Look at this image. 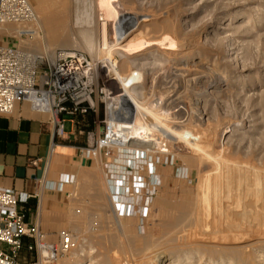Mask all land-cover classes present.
<instances>
[{"label": "bare ground", "instance_id": "obj_1", "mask_svg": "<svg viewBox=\"0 0 264 264\" xmlns=\"http://www.w3.org/2000/svg\"><path fill=\"white\" fill-rule=\"evenodd\" d=\"M102 3L40 0L36 12L38 25L42 28L41 24H45L53 40L61 33L78 30L81 47L100 59L102 75L121 90L120 101L116 103L113 99L116 88L113 85L107 89L109 121L117 123L110 138L118 149V158L106 174L107 180L115 177L108 184V203L110 217L120 233V238H113L111 244L142 257L144 264H264V0H102ZM54 5L58 7L55 11ZM105 6L118 13L119 22L114 27L116 45L110 43L111 19L105 16ZM128 7L142 14H132ZM149 28L152 30L148 31ZM142 31L146 34L142 35ZM141 35L143 42L133 46ZM89 61L99 81L97 70ZM195 61L192 68L199 69L196 74L191 67L186 70L191 72L180 69L182 62ZM200 68L210 74L222 70L226 80L220 86H209L208 98H200L204 123L194 127L191 141L184 134L173 132L163 117L146 111L145 91L147 85L155 83L159 72L168 69L180 72L185 79L194 74V79L188 81L202 83L208 74ZM157 85L160 90L166 86L164 81ZM220 129L223 130L219 135ZM164 138L170 139L171 145L184 142L190 146L189 165L201 166L204 171L198 177L200 199L174 211L168 209L165 192L157 194L169 179L167 170L160 172L157 157L160 155L164 163L174 153L171 146L160 142ZM132 152L134 158L127 159ZM175 159L176 156L174 166ZM97 163L100 169L105 168L102 158L98 157ZM150 169L155 173L151 174ZM128 171L132 180L128 179ZM143 172L148 173V190L155 191V198L142 200V195L136 196L131 190L134 184L145 182L138 181ZM156 182L159 187L155 188ZM120 183H126L124 190ZM128 201L134 202L130 209ZM156 207L159 220L152 224L161 229L163 235L159 238L149 226ZM146 212L144 235L140 234V222ZM130 223L136 224L131 228ZM120 239L126 242L121 244ZM80 242L78 252L71 253V264H101L95 258L97 251L91 240L82 238Z\"/></svg>", "mask_w": 264, "mask_h": 264}, {"label": "built area", "instance_id": "obj_2", "mask_svg": "<svg viewBox=\"0 0 264 264\" xmlns=\"http://www.w3.org/2000/svg\"><path fill=\"white\" fill-rule=\"evenodd\" d=\"M99 101L106 106L104 127L98 133L87 132V145L82 149L85 159L93 161L114 155L117 147L110 136L117 123L109 121V98L104 87L100 88L89 58L78 50L51 49L29 0H0V116H10L17 104L27 103L33 113L51 117L54 134L61 139L65 136L64 116L98 114ZM74 124L81 126L77 121ZM65 182L73 184L74 178ZM28 200L0 188V264H56L77 251L79 242L73 234L62 232L58 242L51 243L38 224L26 221L20 205Z\"/></svg>", "mask_w": 264, "mask_h": 264}, {"label": "rangeland", "instance_id": "obj_3", "mask_svg": "<svg viewBox=\"0 0 264 264\" xmlns=\"http://www.w3.org/2000/svg\"><path fill=\"white\" fill-rule=\"evenodd\" d=\"M29 1L32 4V6L36 12V9L38 7V1H40V0H29ZM100 2H101V4H103L102 0H100ZM55 8H58V7H56V5H54L53 11L56 10ZM106 8H108V7H106ZM106 8H105V11H106L105 16L107 18H109V20L111 19L110 20L111 21L110 27L108 29L110 43H111V45H116L117 44V36H116V32H115L116 28H114V27H115V23L117 24V22H119L118 13L111 11L109 8L106 10ZM133 8L128 7L127 9L133 10ZM132 10H129L132 14H135V13H136V15L142 14L136 8L133 10L134 12ZM36 14H37V12H36ZM38 16H39V14H38ZM41 25H42L41 29L43 31L46 42L51 49H62V50H66V51L78 50V51L86 54L89 57V59L92 61V65L95 68V70H97V73H98L99 78H100V80H99L100 88L104 87L105 92L108 96L107 89L111 88L114 85V88H116L115 89L116 91L113 90L114 91V95H113L114 98L113 99H115L116 103L118 101H120L121 90L117 89L118 88L117 84L112 85V83L110 82V79L108 80L102 75V64H101L100 59L97 58V56H95L94 54H89L88 52H86L84 50V48H82L83 42L81 40V36H80V33L78 30H75L74 31L75 33H71V34L69 32H67L65 34L61 33L60 35H62V36L58 37L57 40H53L51 38V35L49 34V30L47 29L45 24H44V26H43V24H41ZM151 30H152L151 28L148 29V31H151ZM2 34H5V32H3ZM141 34L145 35L146 33L144 31H142ZM142 35L136 39L137 41H135L133 43V46H139V44L143 42L144 37ZM68 38H69V40H68ZM59 39H60V42H59ZM66 39L68 40L67 43L65 42ZM61 42H63V43H61ZM9 43L15 44V41L9 40ZM58 44H60V45H58ZM95 57L97 58V60H99L98 62H96L97 60L95 59ZM101 59H102V57H101ZM196 62L197 61L192 62L191 64L182 62V67L180 69H183L184 72L186 70H190L189 68L190 67L192 68V65ZM201 69L203 72L205 71V73L208 74L207 75L208 78H206L202 83H200L199 81L189 82L191 79H194V77H195L194 74H196L199 71V69H196V67L193 70H191V71H194V74L191 75L187 79H185L184 78L185 75L183 76L180 72L178 74V72L175 71L174 69H171V70L168 69L165 72H163V71L159 72L160 74L155 78V83L153 82L152 84L147 85L146 86L147 90L145 91V93L147 94V95H145L146 101L144 100L146 111L149 112L150 114L156 115L158 117H160V116L163 117V118H161V117L160 118L162 120H164L170 126V128L173 132L184 134L185 139L186 140L190 139L191 141L194 140V139H192L193 138L192 137L193 136L192 130L194 129V127H196V128L200 127L201 124L204 123V110H203L202 105H200V104L204 98H208L209 86H220L223 84L224 80H226L225 73L222 70L217 71V72H213L210 74L209 73L210 71L209 72L206 71L207 69L200 68V70ZM191 71H186V72H191ZM202 71H200V72H202ZM99 73H101V74H99ZM100 76H103V77H100ZM186 76H188V74H186ZM107 81H109L110 84H109V82L107 83ZM161 81H164V83L166 84V86L164 87L165 89H163V90H160L159 86L157 85ZM173 91H174V93H173ZM186 92H187V94H186ZM194 95H195V97H194ZM190 96L191 97L193 96L192 99ZM184 97H186V98L184 99ZM202 97H203V99H202ZM98 98H99V100H102L103 96H99ZM209 99H210V96H209ZM188 100H189V102H188ZM104 101H105L106 105H108V102L106 100H104ZM185 101H187V102H185ZM160 102H161V104H160ZM191 103H192V105H191ZM194 103L196 105H194ZM146 111L143 113L145 115V122H148V117L146 116V113H147ZM105 114H106V106H105V104H103L102 102L99 101L98 114H91L92 120H93V125H94V128H96V129L90 130V131H97V133H98L99 130L103 129L104 125L102 124V121L105 118ZM222 130L223 129L219 130V135H220ZM160 142H165L168 144V146H171V148H172L171 151L174 153L170 159L168 157H166L164 163L162 162L164 164L163 167L161 166L162 163L160 161V155H158V157H157V163L156 164L158 165L160 172H162L163 170H167L168 172L166 173V175L169 176V179L164 181L165 187L162 189V191H160V193L157 192V194L162 195L165 192L164 196H165L166 202L168 203V209L171 211H174V210H177L180 206L188 204L189 201H191V200L195 202V201H197V198H198V200L200 199L199 197L201 194H199V193H202V190L200 188L201 185L199 182L200 181L199 178H201L200 175L204 171H203V167H201V166L189 165V158L192 157V155H191L192 150H191L190 146H188L186 143H184V142L183 143H176V144L173 143L171 145L170 139H168V138H164ZM172 146H174V147H172ZM117 152H118V149H115L114 153H113L114 155L111 158L102 160V164H103V166H105V168L100 169L99 168L100 164L98 165L97 161H95L94 168L87 170L85 172V174H84L85 176L83 178H78L74 189L68 194V199L66 200V205L61 210V217H60L61 220L60 221H61L62 225H61L60 231H61V233L62 232H69V233L73 234L74 237H77L79 239V242L82 238H86V239L91 240L93 247L97 251V255L95 258L101 260V264H105V262H107V261L110 264H138L139 262H140V264H144V263H142L143 262L142 257L140 258V256L137 255L139 257L138 258L137 256H135V253L129 252L128 250L126 251V249H124L122 247H119V248L116 247L115 248V246L112 245L113 244V238H120V233H118V231L115 228L113 221L110 217L111 209H110L109 203H108L109 198H110V195L108 193V184L111 183L113 180H115V177L112 175L111 179L107 180L106 174L109 173V166L112 165L114 163V160L118 158ZM131 154L132 155L126 156V158L127 159L134 158L133 155H135V153L132 152ZM175 156H176V159H175L176 166L173 165V161H174ZM137 157H139V154L137 155ZM142 157L146 158L145 155H142ZM183 157H184L185 161H182V160H184ZM186 158H187L188 163L186 162ZM151 161L152 160L150 158L149 162L151 163ZM124 168L126 169L127 167H124ZM189 171H190V174H189ZM192 171H193V173H192ZM128 173L130 174V177L128 179L132 180V177H131L132 173L129 171H128ZM150 173L151 174L155 173L154 169L152 172L150 169ZM180 173H181V175H180ZM196 173L199 175L197 176ZM184 174H186V175H184ZM141 175H142V178L138 179V181L142 182L143 180H145L146 183L144 182L145 184L144 183L136 184V185L134 184V186H133L134 188L133 187L131 188V190L134 191L133 194H136V196L142 195V200L145 197L149 198L150 196H151V198H155V194H156L155 191L151 192L148 190V185H149L148 173L146 172V174H145L143 172V173H141ZM189 176H190V179H189ZM135 181L137 182V179H135ZM105 182L107 185L105 184ZM120 184L122 186V190H124L126 183H120ZM157 186L159 187V183L155 184V188ZM141 188L144 189V190H142V191H144V193H142V194H141ZM197 188H198V190H197ZM199 188L201 191L199 190ZM127 190H129V189H127ZM167 192H169V193H167ZM127 193H128V191H127ZM131 195H132V193H131ZM128 204H131L130 206H128L130 209L133 207L134 202L128 201ZM140 204L141 203L138 202L137 209H140V206H139ZM154 212H155L154 213L155 215L153 216L154 219L153 218L151 219L149 226L155 232V236L157 238H159L163 235L162 231L158 227H154L152 224V223H154V221L157 223V221L159 220V217H158L159 207L154 208ZM147 214L148 213L146 212L143 215V218H142L143 221L140 222L141 223L140 234H144V229L147 226V223H146ZM124 220H125L124 224H126V219H124ZM109 224H111V225H109ZM134 224H136V223H130L131 228L133 227ZM111 226H112V228H111ZM115 232H117L118 234ZM48 241L51 243H57L58 242V236L57 237L55 236L53 238H48ZM120 242H121V244H123L126 241L121 240ZM24 256H25V253H24L23 257ZM72 261H73V255L69 254V255L61 258L56 264H71Z\"/></svg>", "mask_w": 264, "mask_h": 264}, {"label": "crops", "instance_id": "obj_4", "mask_svg": "<svg viewBox=\"0 0 264 264\" xmlns=\"http://www.w3.org/2000/svg\"><path fill=\"white\" fill-rule=\"evenodd\" d=\"M64 120L65 136L60 139L51 117L33 113L27 103L17 104L10 116H0V188L29 197L20 210L48 238L61 233V210L68 194L78 178L95 166V161L82 155L87 132L96 129L92 115L64 116ZM68 178H74V183L65 182Z\"/></svg>", "mask_w": 264, "mask_h": 264}]
</instances>
